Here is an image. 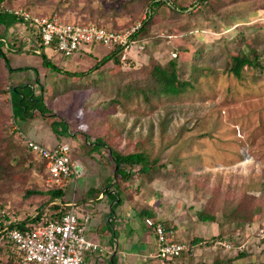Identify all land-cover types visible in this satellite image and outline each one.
Returning a JSON list of instances; mask_svg holds the SVG:
<instances>
[{
    "label": "rangeland",
    "instance_id": "374dc122",
    "mask_svg": "<svg viewBox=\"0 0 264 264\" xmlns=\"http://www.w3.org/2000/svg\"><path fill=\"white\" fill-rule=\"evenodd\" d=\"M179 1L190 5L196 0ZM199 5L174 17L160 12L150 33L144 32L139 40L143 49L128 52L121 66L108 63L92 78L115 81L130 71L136 77L137 70L154 61L166 63L181 45L213 52L215 61L209 56L203 62L212 70L205 69L204 75L194 71L195 75L198 72L196 88L179 96L151 95L146 99L134 94L120 98L122 104L115 99L110 83L97 86L90 78L77 80L57 73L44 66L41 55L44 49L64 70L79 72L89 70L108 54L107 49L96 46L91 53L81 51L68 58L54 47L42 48L32 28L20 21L9 31L4 29L11 48L4 52L16 71L7 72L0 61V89L4 90L0 94V145L11 169L0 179L1 210L29 220L49 203V195L26 196L30 190L52 189L45 163L31 154L27 139L50 149L59 144L72 147L73 157L84 165L86 175L76 183L75 192L68 189L69 196L79 198L104 182L113 183V165L104 147L87 146L82 135H58L49 126L51 117H24L17 103L13 111L10 89L29 85L75 134H89L92 140L102 136L108 145L124 153L145 149L153 159L168 165V180L146 179L152 184L148 199H153L159 219L176 223L171 226H175L178 241L189 245L194 238L203 240L186 253L188 264L220 260L264 264V0H216L215 8ZM4 9L13 14L27 11L66 22L94 23L117 31L142 25L146 12L133 0H7ZM243 40L262 53V69L246 67L239 79L224 66ZM24 92L29 95L31 89ZM211 200L217 222L199 221L198 212ZM229 201L250 206L252 218L234 223L225 217L232 208ZM243 250L249 254L238 258ZM18 261L11 248L0 252V264Z\"/></svg>",
    "mask_w": 264,
    "mask_h": 264
},
{
    "label": "trees",
    "instance_id": "16d2710c",
    "mask_svg": "<svg viewBox=\"0 0 264 264\" xmlns=\"http://www.w3.org/2000/svg\"><path fill=\"white\" fill-rule=\"evenodd\" d=\"M45 0H34V2L41 3ZM216 0H196L195 3L190 5H184L179 0H133V3L137 6L140 5L143 8H146L147 17L142 22V27L136 33L135 37L141 39L144 32L150 33L151 24L155 18L160 15V12H169L170 16L182 15L187 13L189 8L195 7L196 3H200L198 7H207L212 8L213 3ZM236 1V0H235ZM7 0H0V61L3 60L4 69L13 73L16 70L12 68L9 58L7 57L4 49L10 50L8 39L5 37V32L10 30L13 24L18 23L20 20L13 13L8 12L4 9V4ZM146 13V12H145ZM21 22V21H20ZM87 24V23H86ZM99 25V24H97ZM103 26V25H99ZM11 33V32H10ZM44 48V45H42ZM92 49V48H91ZM91 53V50L84 51ZM261 52L250 46L243 40V44L236 53L229 55L228 61L224 66V70L227 73L234 75L236 78L241 79L246 67H251L255 70L262 69L261 61ZM44 66L50 70H53L57 73L64 74L73 79H86L90 78L93 80L92 75L101 71L108 63L112 62L116 66H121L123 62L124 49H115L111 52H108L102 59L96 61V63L86 71H71L64 70L61 66L53 62V60L48 56L44 49L41 52ZM213 57L212 61H215L213 52L208 54L203 50H190L185 48L184 45L179 46L173 52V56L167 60L166 63L162 64L158 61H154L149 67H144L136 71V77H133V72H126L123 78L120 80H111V78H94L95 85H101L103 83H110L111 91L115 95V99L119 104H122V101L126 98H130L134 94H142L148 99L151 95H167V96H179L188 89H195L196 84L198 83V72L201 75L205 74V69L211 71V66H203V62H206L208 57ZM200 68V69H199ZM194 71H198L196 75ZM126 80V82H124ZM30 88L31 93L25 95L24 89ZM4 93L3 89H0V94ZM12 97V106L14 111V104H18L24 114V117H43V118H52L53 122H50V128L58 133L69 132L70 136L79 137L82 135L83 140L87 146H97L104 147L107 150V153L111 159L113 165V182L116 184L112 188H116L118 185H124L133 181L136 177L147 179V180H156L163 179L168 180L170 174L167 169H169L167 164L160 163L159 159H153L149 151L145 149H139L124 153L122 150L118 149L115 146L107 144V139L102 136H97L96 140H92L89 134L81 133L75 134L74 131H71V126L60 116L56 115L51 109L45 105L43 97L35 96L31 86H19L13 87L10 89ZM116 101V100H115ZM80 138V137H79ZM10 162L6 160L5 153L1 151L0 145V179L10 173ZM13 172V171H11ZM111 190V189H110ZM109 190V191H110ZM32 195L38 196H47L49 195L52 200L61 199L64 197L63 188H52L48 192H43L40 190H30L26 193L27 197ZM232 205V208L229 209V212L225 217L231 218L235 222H243L247 220L246 218L251 219L252 208L244 203H239L237 206L235 203L229 201ZM214 205L212 200L210 205L198 212V220L201 222H217V217L215 214ZM264 209V207H263ZM67 208L62 207L61 205L54 204L50 206L47 217L50 221H59L61 217L67 212ZM42 216L39 215L38 219ZM153 218V217H151ZM38 219L25 220L17 227L21 230L33 229L37 224ZM155 219V218H153ZM156 221L162 222L167 228H171L175 231V226H171L168 221L163 219H155ZM152 229V228H151ZM201 238H194L189 242L188 252H192V249L197 244H202ZM7 248L14 250V245L11 242H3L0 246V252L7 251ZM249 252L247 250L240 251L238 253V258L245 257ZM184 254H182L183 256ZM18 256V255H17ZM181 256V257H182ZM19 259V256H18ZM232 260H220L214 264H228Z\"/></svg>",
    "mask_w": 264,
    "mask_h": 264
},
{
    "label": "built area",
    "instance_id": "2783aa9c",
    "mask_svg": "<svg viewBox=\"0 0 264 264\" xmlns=\"http://www.w3.org/2000/svg\"><path fill=\"white\" fill-rule=\"evenodd\" d=\"M14 15L32 28L44 47H54L68 58L96 46H102L108 52L124 49V59L133 49H143L141 41L135 37L141 24L131 30L117 31L94 23L66 22L57 16L33 15L27 11H17ZM27 145L31 154L45 163L52 188H64L69 180L76 182L84 176V165L74 159L71 146L59 144L50 149L29 139ZM89 220V215L80 217L73 204L61 220L50 221L44 214L33 229L21 230L17 226L23 220L0 209V246L5 241L11 242L19 256L18 264H85L88 253L103 251L87 237ZM144 222L155 232L157 256L161 260L172 261L188 252L189 246L176 239L174 230L153 218H145Z\"/></svg>",
    "mask_w": 264,
    "mask_h": 264
},
{
    "label": "crops",
    "instance_id": "0c3cea01",
    "mask_svg": "<svg viewBox=\"0 0 264 264\" xmlns=\"http://www.w3.org/2000/svg\"><path fill=\"white\" fill-rule=\"evenodd\" d=\"M35 52L39 51L35 50ZM85 175L86 172L83 177ZM110 177H107L106 182ZM78 181L69 180L63 188L65 199L52 200L50 197L49 203L43 210L29 220L38 219L42 214L38 219L40 221L54 204L68 210L70 205L74 204L80 217L90 216L86 232L88 238L103 248V251L88 253L85 264H174L176 262V260H161L157 256V237L154 230L147 227L144 222L145 218H161V214L152 206L153 199H148L151 181L146 182V179L136 177L131 183L118 185L116 188H112L116 184L115 181L111 185L104 182L99 187L87 190L79 198L74 195L69 196L68 189L72 188L75 192ZM162 219L171 225L176 224L169 219ZM177 238L180 239L179 236ZM186 253L183 255L185 257L178 258L183 259V262L178 261L179 263L175 264H188Z\"/></svg>",
    "mask_w": 264,
    "mask_h": 264
}]
</instances>
